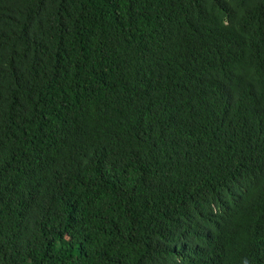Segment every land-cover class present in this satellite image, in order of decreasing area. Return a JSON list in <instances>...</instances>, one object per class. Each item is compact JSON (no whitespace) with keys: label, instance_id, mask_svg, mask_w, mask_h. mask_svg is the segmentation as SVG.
<instances>
[{"label":"trees","instance_id":"1","mask_svg":"<svg viewBox=\"0 0 264 264\" xmlns=\"http://www.w3.org/2000/svg\"><path fill=\"white\" fill-rule=\"evenodd\" d=\"M0 264H264V0H0Z\"/></svg>","mask_w":264,"mask_h":264}]
</instances>
